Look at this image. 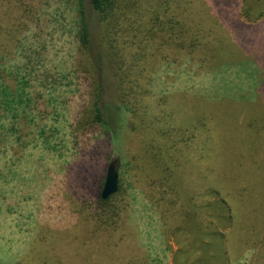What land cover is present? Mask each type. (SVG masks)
Segmentation results:
<instances>
[{
    "label": "rangeland",
    "instance_id": "1",
    "mask_svg": "<svg viewBox=\"0 0 264 264\" xmlns=\"http://www.w3.org/2000/svg\"><path fill=\"white\" fill-rule=\"evenodd\" d=\"M256 1L124 0L107 31L88 4L115 66L106 128L75 0H0V264H264V128L252 135L254 112L232 118L224 99L252 82L211 68L204 48L264 49V20L244 17ZM112 162L121 194L107 212Z\"/></svg>",
    "mask_w": 264,
    "mask_h": 264
},
{
    "label": "trees",
    "instance_id": "2",
    "mask_svg": "<svg viewBox=\"0 0 264 264\" xmlns=\"http://www.w3.org/2000/svg\"><path fill=\"white\" fill-rule=\"evenodd\" d=\"M76 3V11L78 15V36L81 47L84 49L86 53H88L89 60L91 65L96 73V83H97V92H96V102L94 105V113L96 122L98 125L108 127L109 122L105 118V113L102 108V103L104 101V96L106 91V85L108 80H112V75L114 74L115 66L111 64L109 60L110 50H106L104 46H101V49L98 48L96 51L95 46L93 45V27L91 22H89L88 17V4L91 6V15L94 20V23L97 22L100 27L107 31L110 28L111 21L117 17V14L121 11L122 7L125 9L124 0H75ZM134 4L131 2L130 7H133ZM250 8L244 11V17L249 22H261L264 20V1H256L250 4ZM156 19H159V16ZM160 28L169 27L170 31L177 30V35L179 37L184 36L182 33V29H180L181 24L177 23L178 28L174 27V21L169 19H162L158 22ZM101 41L104 45L103 39L101 37ZM196 45V41H193L191 46L194 47ZM184 46V45H183ZM182 46V47H183ZM104 47V48H103ZM185 47V46H184ZM206 49L207 55H211L212 58L217 59L216 63L211 66L214 70L221 67H228L237 69L240 74H246L245 79H249L251 81L250 87L246 88L249 90V94L240 95V96H228L224 97L227 99V103L230 107L228 110V115L232 117L234 114H238V117L241 118L245 122V118L249 113L254 112L255 118H250V121L246 122L247 128L250 129L251 134L260 133V129L264 128V118L262 121L260 119V114L264 113V49H256L252 51L253 54L250 56L248 51L244 49L236 48L235 46L225 47V46H208L204 45ZM108 51V53H107ZM205 52V53H206ZM251 59V62L247 61ZM249 62V63H248ZM258 65V66H254ZM254 66V67H253ZM117 71V70H116ZM115 71V72H116ZM113 73V74H112ZM115 76V74H114ZM116 77V76H115ZM123 85L120 83V86ZM110 89H114V84L108 86ZM118 89V86H117ZM229 93V91H227ZM231 114V115H230ZM233 118V117H232ZM245 127V128H246ZM253 150H259V148L254 144L252 146ZM120 193L111 197L109 200L104 201L101 197L102 192H99L97 200L100 204V208L106 210L107 212L110 209L111 203L119 197ZM213 207L211 209L218 210L222 212L221 222L222 223H232L234 218L231 213V209L227 206L226 200H215L213 204L210 203ZM106 213V212H104ZM214 239L218 238L219 241L216 240L214 242H210V249L217 248L219 253L215 256L218 261L226 260L225 250L223 247L224 237L223 236H213ZM212 245V246H211ZM223 252V254H222ZM225 256V257H224ZM220 257V258H219ZM210 257L206 256V261H209ZM207 264V262H206Z\"/></svg>",
    "mask_w": 264,
    "mask_h": 264
},
{
    "label": "water",
    "instance_id": "3",
    "mask_svg": "<svg viewBox=\"0 0 264 264\" xmlns=\"http://www.w3.org/2000/svg\"><path fill=\"white\" fill-rule=\"evenodd\" d=\"M120 191V176L117 170L116 162L110 163L106 175L105 184L102 190L101 197L104 201L117 195Z\"/></svg>",
    "mask_w": 264,
    "mask_h": 264
}]
</instances>
